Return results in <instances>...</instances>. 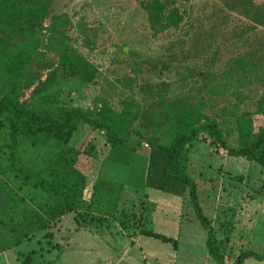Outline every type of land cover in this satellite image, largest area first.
<instances>
[{
  "label": "rangeland",
  "instance_id": "rangeland-1",
  "mask_svg": "<svg viewBox=\"0 0 264 264\" xmlns=\"http://www.w3.org/2000/svg\"><path fill=\"white\" fill-rule=\"evenodd\" d=\"M145 1L57 0L53 16L49 13L35 30L33 50L13 58L23 59L20 76L0 68V85L18 102L26 103L32 87L54 71L60 104L106 106L121 113L123 133H134L125 144L105 147L103 131L81 126L66 157L81 173L92 168L88 181L97 179L107 198L98 197V205L113 217L100 216L99 223L76 229L72 214L66 215L52 229L1 253L0 264H217L206 252L205 231L186 201L177 212L168 200L176 198L144 188L148 147L141 138L163 135L184 106L215 120L230 146L239 134L236 118L248 119L253 132L264 129L256 113L264 95V29L243 17L246 0H165L178 10L181 22L154 32L141 7ZM53 36L89 64L88 76L56 66ZM240 60L249 64V72L234 68ZM88 133L97 153L85 146L75 158V150L90 139ZM209 141L192 142L187 173L219 251L226 264L243 250L264 254V169L228 157ZM146 192L149 201L166 199L153 216L152 229L175 238V250L138 235L132 226L143 214ZM31 250L30 262L24 263Z\"/></svg>",
  "mask_w": 264,
  "mask_h": 264
},
{
  "label": "trees",
  "instance_id": "trees-1",
  "mask_svg": "<svg viewBox=\"0 0 264 264\" xmlns=\"http://www.w3.org/2000/svg\"><path fill=\"white\" fill-rule=\"evenodd\" d=\"M242 15L264 29V0H250ZM57 0H0V68L6 73L19 72L17 60L23 51L33 50L35 30L51 14ZM149 28L161 32L176 28L182 16L165 0H146L141 5ZM50 47L56 57V66L71 73L88 76L89 64L70 46L55 36ZM35 42V41H34ZM30 50V51H31ZM264 63V60L262 61ZM244 60L236 61L234 68L250 71ZM20 76V74H16ZM264 81V79H263ZM0 85V254L28 241L35 233L52 229L63 216L72 214L76 229L99 223L101 217H113L100 208L99 198L106 195L99 190L97 179L87 187V174L68 164L70 141L81 126L103 131L109 147L125 144L134 133L122 132L121 113L106 106L91 109L66 107L59 102V86L55 72H47L29 92L26 103L18 102ZM161 136L142 137L148 149L144 173V188L186 201L194 218L205 231L204 246L217 264H226L217 246L214 230L198 204L196 185L188 175L189 151L194 141H205L221 149L228 157L255 162L264 169V129H250L248 119L236 118L239 132L235 146L227 145L215 120L203 116L196 108L184 106ZM256 113L264 121V95L256 102ZM90 139L75 150L78 157L87 146L96 152ZM97 153V152H96ZM95 159H93L94 161ZM145 200L142 216L132 226L137 234L176 248V239L152 229L151 215L155 203ZM118 201V199H116ZM123 226L122 224L120 225ZM47 238L50 233L45 234ZM31 250L24 258L30 262ZM246 259L263 262L264 254L251 250L239 252L232 264Z\"/></svg>",
  "mask_w": 264,
  "mask_h": 264
},
{
  "label": "crops",
  "instance_id": "crops-1",
  "mask_svg": "<svg viewBox=\"0 0 264 264\" xmlns=\"http://www.w3.org/2000/svg\"><path fill=\"white\" fill-rule=\"evenodd\" d=\"M100 133V132H99ZM87 135H89V133L87 134ZM102 135V134H101ZM87 137H90V135L89 136H87ZM93 141H94V138H93ZM94 144H95V142H94ZM102 145L103 146H108L109 147V145L106 143V140H105V142L104 143H102ZM95 149H96V146H95ZM91 170H92V168H91ZM91 170H90V172H91ZM90 172H88V171H86V174H87V187H90V185L93 183V181L90 183L89 181H88V176H89V174H90ZM98 177V175H96V177H93L94 179L95 178H97ZM93 179V180H94ZM132 191H133V189H131ZM149 190H151V189H149ZM143 195H145L146 196V199L148 200V197H147V192L146 193H142ZM174 198H176V197H174ZM164 200H166V199H162V200H157V201H150V202H153V203H155V210H154V212L152 213V221H153V216L156 214V212H157V210H160V206H161V201H164ZM169 201H171L172 203H173V205H174V210H176L177 212L180 210V208H181V202H180V200L178 199V198H176V199H168ZM149 201V200H148ZM64 217V216H63ZM62 217V218H63ZM61 220V219H60ZM162 220H164V218L162 219ZM168 222V221H167ZM152 224H153V222H152Z\"/></svg>",
  "mask_w": 264,
  "mask_h": 264
},
{
  "label": "built area",
  "instance_id": "built-area-1",
  "mask_svg": "<svg viewBox=\"0 0 264 264\" xmlns=\"http://www.w3.org/2000/svg\"><path fill=\"white\" fill-rule=\"evenodd\" d=\"M143 147H147V145L144 143V144H143Z\"/></svg>",
  "mask_w": 264,
  "mask_h": 264
}]
</instances>
